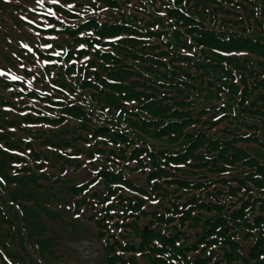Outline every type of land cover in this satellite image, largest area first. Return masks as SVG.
<instances>
[{
  "label": "trees",
  "instance_id": "1",
  "mask_svg": "<svg viewBox=\"0 0 264 264\" xmlns=\"http://www.w3.org/2000/svg\"><path fill=\"white\" fill-rule=\"evenodd\" d=\"M0 69V264H264V0H0Z\"/></svg>",
  "mask_w": 264,
  "mask_h": 264
},
{
  "label": "rangeland",
  "instance_id": "2",
  "mask_svg": "<svg viewBox=\"0 0 264 264\" xmlns=\"http://www.w3.org/2000/svg\"><path fill=\"white\" fill-rule=\"evenodd\" d=\"M87 233L88 231H85L84 234ZM78 239L73 240L75 242H72V246L77 250L84 264H105L101 245L93 233L89 232L85 239Z\"/></svg>",
  "mask_w": 264,
  "mask_h": 264
},
{
  "label": "snow or ice",
  "instance_id": "3",
  "mask_svg": "<svg viewBox=\"0 0 264 264\" xmlns=\"http://www.w3.org/2000/svg\"><path fill=\"white\" fill-rule=\"evenodd\" d=\"M37 2L39 3V2H40V0H37Z\"/></svg>",
  "mask_w": 264,
  "mask_h": 264
}]
</instances>
